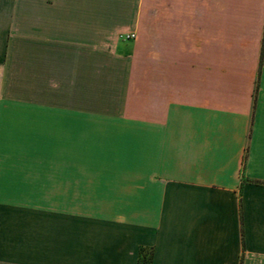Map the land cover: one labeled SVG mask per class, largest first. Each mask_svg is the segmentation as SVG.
<instances>
[{
  "label": "crops",
  "instance_id": "crops-1",
  "mask_svg": "<svg viewBox=\"0 0 264 264\" xmlns=\"http://www.w3.org/2000/svg\"><path fill=\"white\" fill-rule=\"evenodd\" d=\"M0 264H264V0H0Z\"/></svg>",
  "mask_w": 264,
  "mask_h": 264
},
{
  "label": "built area",
  "instance_id": "built-area-1",
  "mask_svg": "<svg viewBox=\"0 0 264 264\" xmlns=\"http://www.w3.org/2000/svg\"><path fill=\"white\" fill-rule=\"evenodd\" d=\"M123 38H124V39H127V40H129V39H134V38H135V34H134V33L124 34V35H123Z\"/></svg>",
  "mask_w": 264,
  "mask_h": 264
}]
</instances>
